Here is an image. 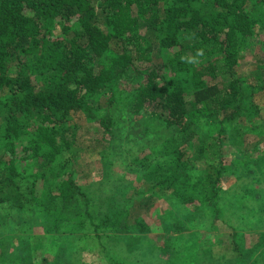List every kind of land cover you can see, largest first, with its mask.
Returning a JSON list of instances; mask_svg holds the SVG:
<instances>
[{
    "label": "trees",
    "instance_id": "obj_1",
    "mask_svg": "<svg viewBox=\"0 0 264 264\" xmlns=\"http://www.w3.org/2000/svg\"><path fill=\"white\" fill-rule=\"evenodd\" d=\"M263 39L264 0H0V195L11 190L15 208L34 201L48 221L83 218L108 257L111 233L140 234L128 252L141 261L163 251L147 222L156 204L165 215L213 210L239 167L221 136L243 120L261 136L264 116L245 113L237 66L241 47L264 59ZM75 117L101 127L102 157L140 178L131 207L100 216L74 181ZM214 125L220 133L204 130ZM257 156L238 165L252 169L247 198L264 215V192L251 198L264 174Z\"/></svg>",
    "mask_w": 264,
    "mask_h": 264
},
{
    "label": "rangeland",
    "instance_id": "obj_2",
    "mask_svg": "<svg viewBox=\"0 0 264 264\" xmlns=\"http://www.w3.org/2000/svg\"><path fill=\"white\" fill-rule=\"evenodd\" d=\"M247 49L241 47L238 52L240 62L237 70L244 79L245 113L253 116L249 120H254L258 113L264 116V92L251 88L264 85V59L255 55L256 50ZM259 77L261 84L258 83ZM254 103L256 105L252 106ZM74 119L79 125L76 137L80 146L78 159L71 168L74 181L92 199L100 216L131 207L134 201L131 191L140 178L130 175L122 158L102 157L104 146L100 148L95 142L103 139L104 135L99 125L78 117ZM214 120L218 124L219 120ZM75 122L71 123L72 127ZM252 122L244 127L247 122L243 120L242 129L230 130L229 138L228 132L221 136L225 149L237 152L236 156H229V160L239 167L234 172L225 173L222 197L214 204L213 210L203 206L190 210L170 206L171 214L165 215L167 205L162 202L156 204L147 220L153 231L149 234L153 236L152 241L164 249L155 248L151 258L141 261L140 255H134L139 257L135 258L128 252L141 237L133 233L126 236L111 233L105 238L111 243L108 257L102 253L99 242L91 238L94 232L89 224L83 225V218L67 220L58 217L48 221L44 218L45 212L34 201L27 207L19 205L15 208L11 190H5L0 195V264H63L65 261L70 264H264V215L258 209L259 203L247 198V189L254 190L249 185L251 177L247 176L252 169L238 165L243 159L256 160L257 152L264 153V121L260 125L261 136L247 135L246 129L251 128ZM204 130L209 134L220 133V127L216 125ZM105 142L113 145L116 141L108 138ZM146 148L144 151L148 153ZM135 150L136 154L140 152ZM257 178V193L251 198L257 197L260 191L264 192V174L259 173ZM54 222L59 223L58 226ZM234 228H237L239 236L237 251L232 249ZM70 230L74 231L75 237L65 235L62 239V232Z\"/></svg>",
    "mask_w": 264,
    "mask_h": 264
}]
</instances>
